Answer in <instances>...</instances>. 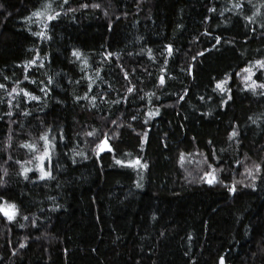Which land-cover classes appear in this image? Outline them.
I'll list each match as a JSON object with an SVG mask.
<instances>
[{"label":"trees","instance_id":"16d2710c","mask_svg":"<svg viewBox=\"0 0 264 264\" xmlns=\"http://www.w3.org/2000/svg\"><path fill=\"white\" fill-rule=\"evenodd\" d=\"M0 5V264H264V0Z\"/></svg>","mask_w":264,"mask_h":264},{"label":"snow or ice","instance_id":"6c2138e0","mask_svg":"<svg viewBox=\"0 0 264 264\" xmlns=\"http://www.w3.org/2000/svg\"><path fill=\"white\" fill-rule=\"evenodd\" d=\"M63 2L68 3V0H63ZM2 7L3 6L0 5V8H2ZM83 7H87V5H83ZM94 7H99V5H94ZM73 11H75V10L73 9ZM60 15H61L60 12H54V9L52 8L51 3H46V4L41 6V10H37V11L32 12V14L29 17H27L26 22H31L33 20V18H35L37 21H39L41 23L44 31H41L38 33H33V35H37L42 39H50V37L46 36V30L48 28V24L51 23L53 20H56ZM216 40H217V43H219V37H217ZM169 51H171L170 48H169ZM73 55L76 56L78 59L80 57V54L78 52H73ZM201 55H203V53H201ZM33 63H35V61H33ZM257 65L260 68L264 69V60L257 61ZM243 71L249 73V76L246 77V79L251 80V75H252L251 68L250 67L245 68ZM163 82H164L163 77H161V83H163ZM3 87H4L3 85H0V88H3ZM257 87L264 89V83L257 85L255 82H253L251 85V90L253 92H255ZM216 88L223 90L221 83H217ZM13 91H15V89H13ZM129 91H131V89H129ZM24 95L28 96L30 94L25 92ZM84 98L86 99L87 97H84ZM228 98L231 99L230 94H229ZM31 99L36 100L37 97L32 96ZM224 103H227V101H224ZM8 115H11V113H8ZM24 115H28V113H24ZM253 122H255V121H253ZM88 135L92 136L94 134L89 132ZM236 135H237V133L235 131H233L230 138L235 137ZM105 136H106V134H105ZM145 137H146V134H145ZM40 139L44 141V149H43V152L41 154H38L35 156V159L40 162L38 170L41 173L40 179L43 180V179L52 178L51 171L50 170L45 171V169L43 167V162L45 159H47L49 161L51 160V153H50L51 141L49 140L48 134L42 135L40 137ZM21 147L26 148L32 152L36 151V145L32 144V143L22 144ZM98 148L101 152H103V151L111 152L112 151V149L109 146L106 138L100 141V143L98 144ZM181 159H183V157ZM16 163H19V161H16ZM27 163H31V161H28ZM116 163L117 164H123V162L120 160H116ZM136 164H139L138 160L136 161ZM129 166H135V165H129ZM21 167L23 169L21 174L24 176L25 179H28V172L31 171V169L24 168L23 165H21ZM140 167L146 169L148 167V165L142 164V165H140ZM260 171H261V165L260 164H255L254 169L253 168L246 169L247 175L250 178H252L253 180L256 179V176L254 175V173H260ZM215 172H216V169H212L211 172L205 173L204 176L201 177V179L204 180L205 182H207L209 185H213L214 183L217 182ZM3 174L5 176L7 175L6 169L4 170ZM2 184H3V180L0 179V186H2ZM229 191L232 193H235V191H236L235 184H233L232 187L229 188ZM17 211H18V209H16V205L9 204L7 201H4L2 197H0V213H2L9 220H12L14 218V216L16 215ZM24 219L27 220L28 217L25 216ZM21 247H24V245L21 244ZM219 264H225L223 257L220 258Z\"/></svg>","mask_w":264,"mask_h":264},{"label":"rangeland","instance_id":"374dc122","mask_svg":"<svg viewBox=\"0 0 264 264\" xmlns=\"http://www.w3.org/2000/svg\"><path fill=\"white\" fill-rule=\"evenodd\" d=\"M248 76H249V73H247L246 77H248ZM252 78H253V77H252V75H251V80H248V81L251 82V81H252ZM7 202H8L9 204H14V203L9 202V201H7ZM14 205H15V204H14ZM16 209H18L17 206H16ZM14 211H15V210H14ZM16 215H17V212H16ZM16 215L14 216V218L16 217ZM14 218H13V219H14ZM13 219H12V220H13Z\"/></svg>","mask_w":264,"mask_h":264}]
</instances>
